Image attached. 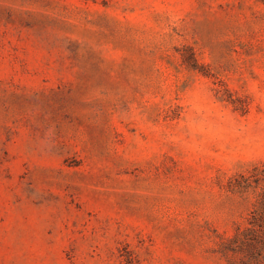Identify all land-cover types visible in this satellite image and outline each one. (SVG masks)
<instances>
[{"label":"rangeland","instance_id":"obj_1","mask_svg":"<svg viewBox=\"0 0 264 264\" xmlns=\"http://www.w3.org/2000/svg\"><path fill=\"white\" fill-rule=\"evenodd\" d=\"M252 173L264 0H0V264H229Z\"/></svg>","mask_w":264,"mask_h":264},{"label":"trees","instance_id":"obj_2","mask_svg":"<svg viewBox=\"0 0 264 264\" xmlns=\"http://www.w3.org/2000/svg\"><path fill=\"white\" fill-rule=\"evenodd\" d=\"M242 177L236 184L244 190L258 188L257 195L244 222L220 242L219 250L229 264H264V176L252 173Z\"/></svg>","mask_w":264,"mask_h":264}]
</instances>
